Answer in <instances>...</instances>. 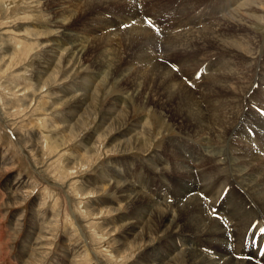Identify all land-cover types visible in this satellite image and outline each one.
I'll use <instances>...</instances> for the list:
<instances>
[{
  "label": "rangeland",
  "instance_id": "1",
  "mask_svg": "<svg viewBox=\"0 0 264 264\" xmlns=\"http://www.w3.org/2000/svg\"><path fill=\"white\" fill-rule=\"evenodd\" d=\"M132 1L135 3V0ZM166 1L168 3L161 7L160 0H139L135 5L138 16L159 35L164 32L163 28L174 25L176 16L172 15V9L181 3V0ZM104 2L103 11L107 10L109 4V9L118 5L109 0ZM191 3L198 6L192 8L189 15L197 16L204 7L217 2L194 0ZM52 8H59L53 0H0V264H144L142 259L152 250L167 245L168 234L163 235L153 229L151 235L150 227L142 238L138 235L133 240L135 243L131 242L124 228L126 223L137 221L138 214H135L138 205L131 207L119 193L112 192L111 187L102 193L97 188L105 183L103 174L110 175L114 170L118 175L126 169L129 170L128 176L135 177L142 191H148L151 198L158 199L157 206L164 202L176 214L178 198L175 191H178L179 182H182L180 173L172 168L157 172L154 167L162 158L168 163L173 160L170 148L175 145H185L184 152L190 156L195 146L192 141L197 142L198 137L190 132L188 135L192 141L188 140L183 123L176 126L157 107L141 105L142 101L125 84L117 83L118 79L93 67L86 59L77 61L69 74L65 73V62L59 68L53 67L42 73L37 60L46 62L49 56L46 51L59 46L64 54L69 55L72 47L70 42L74 37L71 34L81 35L89 28L95 29L96 25L90 19L86 20L81 12L72 26L68 24L67 33L64 31L65 26L52 21ZM114 10L117 8L114 7ZM254 13L253 22L245 25L244 29L237 28L233 35L244 45L251 41L261 44L259 58L256 57L254 61L257 75L253 89L256 91L251 98L250 94L253 95L254 90L250 89L252 91L247 100L258 117L264 116V81L261 78H264V8ZM106 17L109 18L110 14ZM119 23L124 30L127 24ZM200 29L206 28H195ZM209 47L205 49L206 64L193 72L190 71L193 63L189 60H182L185 65L174 63L176 54H181L180 50L171 51L166 62L177 72V76L185 80L194 73L198 83L197 86L196 83L192 85L198 90L204 75L212 70L209 71V62L221 65L222 59L231 61L216 46ZM136 62L135 67L139 66L138 73L143 77L137 82H142L149 69L140 64L138 59ZM88 80L93 82L89 84ZM98 85L111 91L109 98L113 102L130 103L133 111L124 126L114 131V137H101L99 151L87 157L84 155L83 143L92 144L94 141L91 139L97 138L96 131L103 127L101 118L105 101L100 100L94 118L86 114L88 121L84 124V130L76 132L77 136L71 141L67 140V136L74 129L66 131L62 127L76 110V103L69 98L75 92L77 96H87L92 100L99 98L101 90L95 92ZM78 90H88L90 95ZM147 121L156 125L149 150H118V145L116 150H111V146L120 140L118 133L135 123ZM251 129V124H242L233 140L237 142L243 137L246 143L264 152V145L258 140L255 128L253 131ZM92 146L97 148V145ZM217 212L221 215L223 210ZM146 226L144 224L143 228ZM179 230L177 234L181 232ZM129 242L131 251L127 250ZM200 250L207 257L219 254L217 241L208 237H202Z\"/></svg>",
  "mask_w": 264,
  "mask_h": 264
},
{
  "label": "bare ground",
  "instance_id": "2",
  "mask_svg": "<svg viewBox=\"0 0 264 264\" xmlns=\"http://www.w3.org/2000/svg\"><path fill=\"white\" fill-rule=\"evenodd\" d=\"M53 1L59 8L51 9V19L56 24L65 26L64 31L67 33L68 24L72 26L81 12L86 20L90 19L96 25L95 29L89 28V31L81 35L69 32L75 38L70 42L72 47L69 55L56 46L46 51L49 55L46 62L36 59L42 73L53 67L59 68L65 62L64 70L69 74L77 61L86 59L93 67L118 79L117 83L125 84L142 101L141 105L157 107L176 126L183 123L188 140L192 141L188 135L190 132L198 137L197 142L192 141L195 146L190 156H186L184 152L185 145H175L170 148L173 160L168 163L162 158L154 167L157 172L172 168L180 173L182 182H179L178 191H175L178 198L176 214L164 202L157 206L158 199L151 198L148 191H142L135 182V177L128 176L129 170L125 169L118 175L114 170L110 175L103 174L105 183L97 188L99 192H107V187H111L112 192L114 190L119 193L128 205H138L135 214H138L137 221L124 224L126 237H131V242L138 235L144 236L150 227V232L154 229L169 236L167 245L152 250L142 259L143 263L181 264L184 261V264H264V233L260 231L264 229V152L246 143L243 137L237 142L233 140L240 126L247 123L253 126V130L255 128L258 140L264 145V116L257 117V113H253L247 103L248 94L252 91L250 89H253L256 81L254 61L260 53L258 51L261 44L251 41L244 45L233 35L237 28L244 29L245 25L253 22L254 12L264 8V0H210L217 3L204 7L197 16L189 15L192 8L198 6L191 3L194 0H181L172 9V15L176 16L174 25L163 28L164 32L160 35L138 16L139 11L135 5L139 0H135V3L132 0H109L110 3L118 4L117 7L114 6L117 10L114 7L109 9V4L106 11L102 9L104 0ZM160 1L159 7L168 3L166 0ZM237 2L239 5L233 8ZM108 14L111 19L106 17ZM119 22L127 24L124 30ZM196 27L206 29L195 30ZM209 46L222 50L231 61L222 59L221 65L209 62V71L212 70L204 75L196 90L192 85L196 83L197 86L198 83L194 73L186 80L181 76L180 78L166 60L168 61L171 51L180 50L181 54H176L177 60L174 63L185 65L182 60H189L193 63L189 70L193 72L206 64L205 49ZM174 58L176 59L175 56ZM137 59L149 69L142 82H137L143 78L138 73L139 66L135 67ZM259 81L261 84L262 81ZM92 82L88 80L87 83ZM101 86L98 85L95 89V92L101 90L99 98L92 100L87 96H77L76 92L69 98L76 103L77 112H72L71 118L62 127L66 131L74 129L67 136V140L71 141L77 133L84 130V124L88 121L86 114L89 113L94 118L100 100L105 101V106L102 105L103 127L96 131L97 138L91 139L94 141L92 144L83 143L85 156L98 152L100 138L112 137L114 131L124 126L133 111L130 103L113 102L109 98L111 91ZM253 90L251 98L256 89ZM78 91L90 95L88 90ZM71 120L73 122L69 124ZM155 126L147 121L143 124L135 123L126 130L124 128L125 131L116 134L120 140L113 143L111 150L114 151L119 146L118 150L129 151L134 148L138 152H146L152 145L150 140L154 136ZM91 145H97V148L94 149ZM218 210H223L221 215ZM144 224L147 225L145 228ZM178 229H181L179 234ZM202 237L216 240L219 254L207 257L200 250ZM131 242L128 244V251L132 250ZM116 249L119 251L118 245Z\"/></svg>",
  "mask_w": 264,
  "mask_h": 264
},
{
  "label": "snow or ice",
  "instance_id": "3",
  "mask_svg": "<svg viewBox=\"0 0 264 264\" xmlns=\"http://www.w3.org/2000/svg\"><path fill=\"white\" fill-rule=\"evenodd\" d=\"M133 23H134V21H133ZM173 67H175V66H173ZM177 71H178V69H176ZM216 211V209L215 208H213V212H215ZM262 233H264V229H261L260 230Z\"/></svg>",
  "mask_w": 264,
  "mask_h": 264
}]
</instances>
